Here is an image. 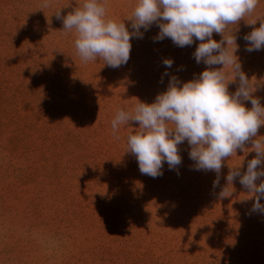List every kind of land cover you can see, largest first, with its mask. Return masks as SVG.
<instances>
[{
  "label": "rangeland",
  "instance_id": "obj_1",
  "mask_svg": "<svg viewBox=\"0 0 264 264\" xmlns=\"http://www.w3.org/2000/svg\"><path fill=\"white\" fill-rule=\"evenodd\" d=\"M80 2L51 0L41 10L43 0H0V264H264V214L252 212L239 180H226L255 157L251 141L223 161L214 188L216 173L195 170L187 141L178 146L177 169L165 163L152 178L126 151L138 123L113 134L118 110L152 103L172 76L184 82L204 70L193 57L199 41L183 48L155 41L153 24L130 41L127 64L84 62L75 31L63 30L54 13L61 6L67 15ZM99 2L107 18L132 31L127 17L136 0ZM257 15L264 16V0L225 35L235 36L264 107V49L248 52L243 39L260 26L247 21ZM237 87L238 79L229 93ZM253 139H264V125ZM226 187L232 195L221 198Z\"/></svg>",
  "mask_w": 264,
  "mask_h": 264
},
{
  "label": "clouds",
  "instance_id": "obj_2",
  "mask_svg": "<svg viewBox=\"0 0 264 264\" xmlns=\"http://www.w3.org/2000/svg\"><path fill=\"white\" fill-rule=\"evenodd\" d=\"M259 0H136L130 32L124 22L107 18L106 8L99 0H81L73 11L64 15L61 6L54 13L63 24V30L76 33L75 48L84 62L103 60V64L116 69L130 59L132 39H143V32L153 24L159 32L155 41L170 39L178 47H190L199 41L193 53L197 64L205 65L198 76L179 82L170 77L167 88L156 95L152 103L138 100L131 112L118 110L112 120L113 134L118 127L130 122L138 123L127 137L126 151L132 154L142 174L152 178L161 176L166 163L175 170L182 163L179 145L187 141L189 158L195 170L216 173L213 187H219L223 161L244 150L251 141L255 157L247 161L246 171L242 163L231 168L226 176L231 185L239 180L250 195L252 212L264 214V139L257 137L264 125V107L254 97L253 83L242 70L236 55L238 45L235 36L225 35L230 25L250 16ZM51 6V0H43L38 9ZM70 7V0L63 5ZM259 27L246 34L248 52L264 49V16L247 20ZM213 33L222 39H213ZM166 68L173 61L164 59ZM221 65L216 69L214 66ZM168 75V73H165ZM229 75L231 78H229ZM238 79V87L229 93L228 86ZM248 101L251 108H246ZM118 138V137H117ZM260 180L257 184L256 181ZM228 187L220 193L229 197ZM242 200L241 202H245Z\"/></svg>",
  "mask_w": 264,
  "mask_h": 264
}]
</instances>
